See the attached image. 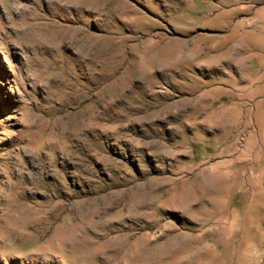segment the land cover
Returning <instances> with one entry per match:
<instances>
[{
	"label": "rangeland",
	"instance_id": "374dc122",
	"mask_svg": "<svg viewBox=\"0 0 264 264\" xmlns=\"http://www.w3.org/2000/svg\"><path fill=\"white\" fill-rule=\"evenodd\" d=\"M64 1L0 0V264H264V0Z\"/></svg>",
	"mask_w": 264,
	"mask_h": 264
},
{
	"label": "bare ground",
	"instance_id": "6f19581e",
	"mask_svg": "<svg viewBox=\"0 0 264 264\" xmlns=\"http://www.w3.org/2000/svg\"><path fill=\"white\" fill-rule=\"evenodd\" d=\"M59 1H60V0H59ZM62 1H64V0H62ZM55 2H56V1H55ZM55 2H54V3H55ZM57 2H58V1H57ZM70 2H71L70 0H65V1L60 5V6H61V9H65V8H67L68 6L70 7V5H71ZM76 6H77V5H76ZM68 28H69V27H68ZM77 28H78V27H77ZM81 28H82V27H81ZM73 29H74V28H73ZM73 29H71V30H73ZM77 33H78V32H77ZM77 33H74V34L76 35ZM80 33H82V32H80ZM76 36H78V34H77ZM78 38H79V37H78ZM83 39H84V38H83ZM83 39L81 38L82 41H83ZM78 40H79V39H78ZM75 42H76V41H75ZM78 43H79V42H78ZM80 44H81V43H80ZM80 44H79V45H80ZM82 46H83V45H82ZM82 46H81V49H83ZM78 47H79V46H78ZM84 48H85V47H84ZM81 49H80V50H81ZM85 49H86V48H85ZM85 49H84V50H85ZM82 53H83V52H82Z\"/></svg>",
	"mask_w": 264,
	"mask_h": 264
}]
</instances>
